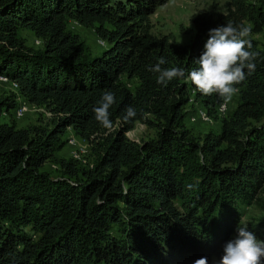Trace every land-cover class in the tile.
Here are the masks:
<instances>
[{
	"label": "trees",
	"instance_id": "obj_1",
	"mask_svg": "<svg viewBox=\"0 0 264 264\" xmlns=\"http://www.w3.org/2000/svg\"><path fill=\"white\" fill-rule=\"evenodd\" d=\"M166 1L0 0V76L49 113L16 127L15 96L0 95L9 119L0 121V264H209L235 238L239 207L264 208V0L195 13L185 44L151 30L149 16ZM70 21L106 48L91 55ZM228 23L251 28L255 70L245 69L234 107L219 117L218 94L186 78L158 84L148 68L162 56V67L197 68L209 30ZM21 29L39 44H25ZM107 90L116 101L110 133L93 113ZM189 100L219 120L218 132L190 133ZM128 106L137 116L122 123ZM135 123L154 137L129 140ZM67 128L89 143V166L55 156ZM50 160L57 176L42 169ZM246 224L264 241V218Z\"/></svg>",
	"mask_w": 264,
	"mask_h": 264
},
{
	"label": "clouds",
	"instance_id": "obj_2",
	"mask_svg": "<svg viewBox=\"0 0 264 264\" xmlns=\"http://www.w3.org/2000/svg\"><path fill=\"white\" fill-rule=\"evenodd\" d=\"M251 28L243 24H224L210 29L208 39L198 65L187 71L180 67H162L167 63L165 57H160L158 62L148 68V71L157 74L156 82L165 85L174 79L186 78L203 95L218 94L222 99L221 110L227 111L228 104L238 91L235 87L246 79L245 69L250 74L255 70V54L248 49L251 43ZM115 93L111 90L104 91L93 108L94 118L99 124L112 132L115 130L110 120V107L115 103ZM137 116L134 107L128 106L122 117V123H129ZM264 262V241L258 240L255 233L248 229L246 223L238 224L236 236L229 240L223 247V255L213 264H262ZM193 264H207V258L196 259Z\"/></svg>",
	"mask_w": 264,
	"mask_h": 264
},
{
	"label": "rangeland",
	"instance_id": "obj_3",
	"mask_svg": "<svg viewBox=\"0 0 264 264\" xmlns=\"http://www.w3.org/2000/svg\"><path fill=\"white\" fill-rule=\"evenodd\" d=\"M224 3L225 0H167L163 4L157 6L154 12L149 16L151 30L155 34L170 33L178 43H188L193 32L191 19L195 13L206 10H214L218 12L224 11ZM67 30L76 33L79 36L91 55H98L106 48V43L94 34L92 28L82 27L70 21L67 24ZM181 30H183L184 33H180ZM19 35L24 39L25 44L29 46L37 45L35 41H38V39L34 37L30 31L21 29L19 31ZM101 41H103V43ZM120 79L124 81L129 88H132L135 84L134 79L126 80L123 76H121ZM7 92L8 85L0 83V95H4ZM236 98L237 94H234L228 104L227 111H224L223 113L224 115L232 110L236 103ZM200 109L203 110L199 104L192 101H189L185 105L186 116L184 124L189 129L190 133L193 136L198 137L208 130L218 132L219 120L211 117V121L209 122L201 120L195 115V112ZM193 115L195 116L194 120L190 121L189 117ZM218 116L220 117L222 115ZM11 117L13 118L11 119L16 127H23L27 124L35 122L38 117H44V114L33 110V107H29V109L24 112L22 116L14 118L11 114ZM0 121L8 122V115L0 116ZM125 136L129 140L139 142L141 140L151 139L154 137V131L141 123H135L133 128L125 133ZM70 137L77 138L71 129L67 128L64 134L66 142L58 151L55 152V156L64 159H74L73 157L75 156V160L77 161L79 167L89 166L92 161L89 143H85L83 148L85 152L78 153L76 146L67 142V139ZM79 144L83 145L84 142H80ZM42 169L48 172L51 176H57L59 174L58 165L53 160L45 162ZM261 197L264 199V193L261 194ZM239 209L240 224L255 223L259 219L264 218V208L255 204L241 205ZM239 223H237V226ZM214 261L216 260L212 258L209 264H213Z\"/></svg>",
	"mask_w": 264,
	"mask_h": 264
},
{
	"label": "built area",
	"instance_id": "obj_4",
	"mask_svg": "<svg viewBox=\"0 0 264 264\" xmlns=\"http://www.w3.org/2000/svg\"><path fill=\"white\" fill-rule=\"evenodd\" d=\"M72 22H73V23H76L75 21H72ZM76 24H77V23H76ZM101 42L103 43V41H101ZM35 43H36V44H39V40H38V41H35ZM0 82H1V83H6V84L8 85V90L11 91V92L14 94V96H15L16 105H15V107H14V109L12 110V113H11L12 116H13L14 118H18V117L22 116V114H23L24 112H26V111L29 109V107H33V110H35V111H39V112H42L44 115L49 116V113H48L47 111H45L42 107H37V106L29 105L25 100H23V99L20 97V95L18 94V92H17V85H16L15 82L9 81V80H8L6 77H4V76H0ZM189 101H190V100H189ZM190 102H191V101H190ZM222 103H223V102H222ZM220 105H221V104H219V105L217 106V108H218L217 115H224V114H223L224 111L221 110ZM4 115H6V113L2 112L0 116H4ZM195 115H196V117L200 118V119L203 120V121H207V122L211 121L210 116H208V115L204 112V110H202V109L196 111V112H195ZM194 117H195L194 115H193V116H190V117H189V120H190V121H193V120H194ZM79 141H80L81 143L84 142V144H83V145H80V144H79V143H80ZM67 142H68L69 144L75 145V146H76V150H78V153H83V152H85L83 148H84V146H85L86 141H83V140H81V139H77V138H75V137H70V138L67 139ZM73 158L75 159L76 157L74 156Z\"/></svg>",
	"mask_w": 264,
	"mask_h": 264
}]
</instances>
